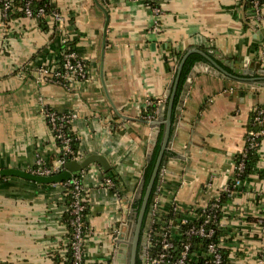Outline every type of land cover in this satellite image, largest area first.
<instances>
[{
	"label": "crops",
	"instance_id": "1",
	"mask_svg": "<svg viewBox=\"0 0 264 264\" xmlns=\"http://www.w3.org/2000/svg\"><path fill=\"white\" fill-rule=\"evenodd\" d=\"M100 1L110 12L104 76L120 113L101 81L105 13L95 0H53L64 20L47 15L46 24L14 10L5 16L0 8V168L32 171L38 156L50 164L57 161L60 147L43 105L78 113L72 122L75 159L101 153L112 165L107 172L92 162L79 171L88 198L86 264H114L117 238L122 233L128 242L143 170L161 125L150 120H162L175 65L188 46L208 50L232 72L252 75L236 79L203 60L189 72L147 206L141 254L151 225L168 215L174 202L186 212L203 206L236 178L235 158L244 149L247 123L264 103V0L260 18L253 14L250 22L241 0H158L163 9L159 27L144 0ZM67 40L87 61V77L68 87L40 80L35 66L55 64L59 44ZM259 155L258 169L236 179L223 206L232 264H257L264 250V137ZM111 173L121 177L123 195L103 184ZM64 191L62 182L0 178V264H65Z\"/></svg>",
	"mask_w": 264,
	"mask_h": 264
},
{
	"label": "built area",
	"instance_id": "2",
	"mask_svg": "<svg viewBox=\"0 0 264 264\" xmlns=\"http://www.w3.org/2000/svg\"><path fill=\"white\" fill-rule=\"evenodd\" d=\"M33 0H26L21 10L24 15L29 17L39 18L40 16L51 15L58 22L64 20V14L54 8L51 12L46 13L44 7L33 11L31 3ZM147 6L153 12L155 19L154 25L159 27L161 14L163 9L158 0H144ZM154 2L151 3V2ZM255 4L256 17L260 18V7L258 0H253ZM13 0H0V8L2 14L7 16L12 11ZM62 67L57 64L35 66L34 71L40 80L56 82L65 87L70 85L73 80L84 79L88 75V63L73 49L63 53ZM264 60V54L261 55ZM43 102V98L40 97ZM147 104L151 103L148 98ZM264 105V103H262ZM43 112L47 118L49 127L53 131L55 140L59 142L60 154L57 161L53 164L48 163L42 156H38L35 166L32 171L39 174H50L59 170L60 164L67 161L68 154L73 152L72 141V122L78 116L76 111H59L49 105H43ZM264 113V109L259 111ZM264 115V114H263ZM260 118V115L256 117ZM261 120V119H260ZM264 133V129L259 131H250L251 137ZM76 155L73 156V159ZM242 168V164L238 166ZM83 176L74 175L71 179L62 181L66 187V194L71 197L68 202L67 211L71 214L69 223V241L67 246L72 250V264L85 263V247L86 234L88 226L86 225L85 210L88 207L87 188L83 184ZM109 188L113 187V181L106 176L104 183ZM222 191H231L226 183L221 188ZM63 192V194H64ZM221 193L213 197L202 208L205 211V216L198 224H190L180 227L181 224L189 222L196 217V212L190 207L186 212V208L181 204L173 203V210L181 212L179 224L172 218L161 216L157 218L155 223L151 225L152 230L148 232L145 251L141 254L140 264H227L224 263V247L226 243L225 235H218V240L213 237L218 229L223 228L222 217L218 216V212L223 211L224 204L219 202ZM153 226V227H152ZM118 236H115V239ZM202 239H206L204 242ZM212 239V240H209ZM264 250L260 251L257 264H264Z\"/></svg>",
	"mask_w": 264,
	"mask_h": 264
},
{
	"label": "water",
	"instance_id": "3",
	"mask_svg": "<svg viewBox=\"0 0 264 264\" xmlns=\"http://www.w3.org/2000/svg\"><path fill=\"white\" fill-rule=\"evenodd\" d=\"M97 5L105 13V22L103 26V38H102V48H101V68L100 76L105 92L113 106V108L118 112V109L112 100L104 76V57L105 50L107 45V34H108V25L110 20L109 9L100 1L95 0ZM208 50H202L196 45L188 46L187 49L182 53L175 65L174 75L170 84V87L167 92L166 102L164 107V113L162 120L153 119L150 120L152 124H159L160 128L154 145L153 153L151 159L144 167L143 170V182L142 189L137 205V209L132 221L130 228V234L128 242H126L122 236V233L117 238V249H116V258L117 262L114 264H140L141 260V251L144 237V221L147 206L149 204L151 192L154 190L161 162L163 159L164 152L169 144V139L171 136V125L173 120V109L175 102L182 85V82L185 78V75L191 66L193 59H199L206 61L207 63L213 65L214 67L220 69L221 71L229 74L230 76L247 81L248 78L252 75L247 73H236L231 71V67L225 65L214 57L210 56ZM259 64V63H258ZM242 72V70H238ZM261 72H264V68H260ZM177 113L181 112V109L176 110ZM92 162H99L102 164L103 168L108 172L112 165L108 158L101 153H91L87 155L82 160L71 159L60 164L59 170L50 174H39L30 170H25L17 167H4L0 168V178L4 176H20L29 180H33L37 183H57L62 182L68 179H71L75 173L85 169Z\"/></svg>",
	"mask_w": 264,
	"mask_h": 264
},
{
	"label": "trees",
	"instance_id": "4",
	"mask_svg": "<svg viewBox=\"0 0 264 264\" xmlns=\"http://www.w3.org/2000/svg\"><path fill=\"white\" fill-rule=\"evenodd\" d=\"M241 1H242V4L244 5L245 10L249 14L248 17H247V21L250 22L251 19H253V14H255L254 1L253 0H241ZM25 2H26V0H13L12 11L13 10L14 11H18L19 14L24 15V12L21 10V7H23ZM151 3L154 4L153 1ZM258 5H259V7L261 9V7L263 5V0H258ZM31 6H32V9H33L34 12H36L38 10V8H40V7H44L46 13L51 12L55 8V4H54L53 0H33L32 3H31ZM250 12H252V14H250ZM38 19H39L41 24H44V23L46 24V22H45L46 21V16H40ZM58 49H59L60 55L57 58V64L59 65V67L60 66L62 67L63 55H64L63 53L74 49L73 42H71L69 40L61 42L59 44ZM183 53H184V51H183ZM197 61H199V59H193V62L191 64V66L189 67V69H188V71H187V73L185 75V78H184V80L182 82V85L180 87V90H179L175 105L179 101L180 95H181L182 90L184 88L185 80H186L189 72L192 70L194 64ZM154 109H155L154 106L150 107L148 109V111L145 112V114L152 113V111ZM261 109H264V105L263 104L258 105L252 111L250 119H249V121L247 123L246 143H245L244 149L242 151L238 152L237 155H236V158H235V165H236V174H235V176H236V178L235 179L232 178V181L229 183V189L230 190L231 189L233 190V189H235L237 187V185L235 184L236 183V179L244 180L250 174H252L253 172H255L258 169V162H259V159H260L259 147H260V144H261V140L264 137V133L258 134L255 137H251L249 132L252 131V130L253 131H259L261 129H264V115H263L264 113L261 114L259 112ZM258 115H260L259 119L256 118ZM72 136H73V138H72V141H71V145H72L73 152H71L70 154L67 155V157H66L67 160L73 159V156L77 154L76 153V148H77V145H78L77 144L78 140H77L74 132H72ZM57 143L59 145L58 141H57ZM149 160H148V162H149ZM240 164H242V168L241 169L238 168V166ZM260 173L264 177V170L263 169L260 170ZM75 175L80 176L81 174H80V172H77V173H75ZM143 175H144V173H143ZM4 177H6V176H4ZM4 177H2V178H4ZM108 177L113 181L112 189H114L115 191H118L120 194L123 195V192L125 190H124V188H123L124 186H123V184L121 182V177L117 173H111ZM154 189H155V187H154ZM153 195H154V190L151 192L149 204L151 203ZM230 196H231L230 191L222 192L220 197H219V202L221 204H224L226 201H228L230 199ZM70 199H71V197L68 196V200L67 201L69 202ZM138 201H139V199L136 201L135 210L137 209ZM148 208H149V206H148ZM191 208L193 209L194 212H196V217H194L193 219H191L187 223L181 224V226H180L181 228L182 227L185 228L186 226H188L190 224H194V223L198 224L204 218L205 211L202 208V206H192ZM85 213H86V216H85L86 225L88 226V223H87L88 222L87 221L88 207L86 208ZM222 213H223V211L221 209V211L218 212V216L222 217ZM180 216H181V212L174 211L173 208H171L170 209V213L168 215H166V218H172L174 220V222L176 221V224H179ZM64 217H65V220L67 221L68 227L71 229V225L69 223V220L71 218V214L67 212ZM220 234L224 235L225 232H224L223 228L218 229V227H217V233L215 234V237H213V239L215 241H217L218 240V235H220ZM202 240L204 242L206 241V239H202ZM209 240H212V239H209ZM223 251H224V263L232 264L231 257H230V250L225 246ZM262 253H264V252H262ZM72 260H73L72 250H71L70 246H68L67 256H66V259L64 260V263L65 264H72Z\"/></svg>",
	"mask_w": 264,
	"mask_h": 264
}]
</instances>
